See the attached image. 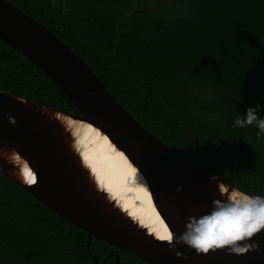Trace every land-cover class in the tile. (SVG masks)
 Segmentation results:
<instances>
[{
  "label": "trees",
  "instance_id": "1",
  "mask_svg": "<svg viewBox=\"0 0 264 264\" xmlns=\"http://www.w3.org/2000/svg\"><path fill=\"white\" fill-rule=\"evenodd\" d=\"M56 33L145 128L199 166L264 196V0H8ZM0 90L78 113L0 39ZM0 171V264H149L92 237ZM107 257V258H106ZM97 260V261H96Z\"/></svg>",
  "mask_w": 264,
  "mask_h": 264
},
{
  "label": "water",
  "instance_id": "2",
  "mask_svg": "<svg viewBox=\"0 0 264 264\" xmlns=\"http://www.w3.org/2000/svg\"><path fill=\"white\" fill-rule=\"evenodd\" d=\"M0 39L44 71L78 111H65L0 90V144L16 152L11 163L0 160V171L84 230L89 252L95 237L149 264H264V232L251 241L259 244V251L237 255L218 250L198 255L187 245H178L177 250L187 259L177 258L166 243L137 230L113 210L88 180L57 117L88 120L108 133L144 173L160 211L177 235L184 231L188 216L203 215L211 210L214 199H224L218 183L229 185L230 190L236 186L185 158L145 128L114 98L85 59L46 25L8 0H0ZM9 115L15 117L16 124L10 123ZM24 170L35 172L34 185L25 183L21 175ZM213 175L219 179L212 181ZM178 187H182L179 193ZM115 255L117 264L119 254Z\"/></svg>",
  "mask_w": 264,
  "mask_h": 264
},
{
  "label": "clouds",
  "instance_id": "3",
  "mask_svg": "<svg viewBox=\"0 0 264 264\" xmlns=\"http://www.w3.org/2000/svg\"><path fill=\"white\" fill-rule=\"evenodd\" d=\"M44 111H46L44 109ZM69 137V146L78 157L81 168L88 174L97 194L107 204L137 228L160 243H166L175 251L177 258L187 259L177 250L178 245H187L200 255L227 250L229 254L244 255L260 250L258 243L251 241L264 232V196L251 195L239 188L218 183L219 194L224 199H214L212 208L203 215L188 216L182 234L177 235L160 211L154 192L144 173L128 153L121 149L102 128L88 120L63 115L56 118ZM8 120L16 124L15 117ZM258 129V138L264 136V117L260 105L249 107L246 114L233 124L236 128L253 126ZM16 152L0 144V160L9 163ZM21 175L25 183L37 182L35 172L24 170ZM212 181L219 178L210 177ZM182 187H178L179 193Z\"/></svg>",
  "mask_w": 264,
  "mask_h": 264
}]
</instances>
